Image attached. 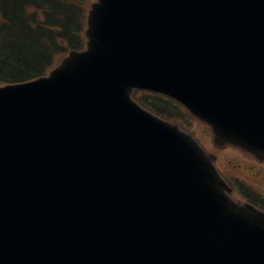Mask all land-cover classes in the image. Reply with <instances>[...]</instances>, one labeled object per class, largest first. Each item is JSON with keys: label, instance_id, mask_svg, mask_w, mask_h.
<instances>
[{"label": "water", "instance_id": "water-1", "mask_svg": "<svg viewBox=\"0 0 264 264\" xmlns=\"http://www.w3.org/2000/svg\"><path fill=\"white\" fill-rule=\"evenodd\" d=\"M85 37L0 87V264H264V214L131 99L169 96L264 162V0H96Z\"/></svg>", "mask_w": 264, "mask_h": 264}, {"label": "trees", "instance_id": "trees-1", "mask_svg": "<svg viewBox=\"0 0 264 264\" xmlns=\"http://www.w3.org/2000/svg\"><path fill=\"white\" fill-rule=\"evenodd\" d=\"M92 1L0 0V83L42 76L69 49L83 48ZM135 99L157 109L154 102Z\"/></svg>", "mask_w": 264, "mask_h": 264}, {"label": "flooded vegetation", "instance_id": "flooded-vegetation-1", "mask_svg": "<svg viewBox=\"0 0 264 264\" xmlns=\"http://www.w3.org/2000/svg\"><path fill=\"white\" fill-rule=\"evenodd\" d=\"M214 152L218 153L217 163L222 160V164L224 165L222 169L227 179L223 175L222 176L227 182L229 181L228 179H230L229 184L231 186L234 183L236 184L232 189V195L240 196V199L243 200L248 198L252 199L251 195L259 196L260 202L264 203V200H261L262 193L256 192L253 186H248L249 193H242L245 191L243 187H246V183L258 185L264 180V166L248 154L229 146L222 149L214 148ZM217 167L221 171V168H219L220 166L217 165ZM239 184L242 185V188Z\"/></svg>", "mask_w": 264, "mask_h": 264}, {"label": "rangeland", "instance_id": "rangeland-1", "mask_svg": "<svg viewBox=\"0 0 264 264\" xmlns=\"http://www.w3.org/2000/svg\"><path fill=\"white\" fill-rule=\"evenodd\" d=\"M7 84H11V82L0 83V85L10 86V85H7ZM176 113H177V111H173V114L177 115ZM179 116L175 117L174 119H180ZM180 123L185 126V129L192 130L200 139H202L204 141V138L199 136L202 133V129H203V127L201 125H198V123H195L194 121H191L190 118L187 121L180 119Z\"/></svg>", "mask_w": 264, "mask_h": 264}, {"label": "bare ground", "instance_id": "bare-ground-1", "mask_svg": "<svg viewBox=\"0 0 264 264\" xmlns=\"http://www.w3.org/2000/svg\"><path fill=\"white\" fill-rule=\"evenodd\" d=\"M194 88H197V86H194ZM201 89H202V92H204V88H201ZM131 96H133V92H132ZM108 256L111 257L112 259L116 258V255L114 253H110V254H108Z\"/></svg>", "mask_w": 264, "mask_h": 264}]
</instances>
